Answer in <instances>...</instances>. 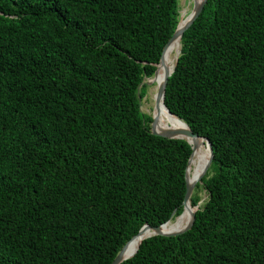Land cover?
I'll return each instance as SVG.
<instances>
[{
	"label": "trees",
	"instance_id": "obj_1",
	"mask_svg": "<svg viewBox=\"0 0 264 264\" xmlns=\"http://www.w3.org/2000/svg\"><path fill=\"white\" fill-rule=\"evenodd\" d=\"M180 16L181 0H0V264H112L183 213L192 145L142 111ZM181 45L165 105L212 143L208 199L122 264H264V0H207Z\"/></svg>",
	"mask_w": 264,
	"mask_h": 264
},
{
	"label": "water",
	"instance_id": "obj_2",
	"mask_svg": "<svg viewBox=\"0 0 264 264\" xmlns=\"http://www.w3.org/2000/svg\"><path fill=\"white\" fill-rule=\"evenodd\" d=\"M193 2H194V5H193L192 12L188 15L187 20L185 21L184 24H182L181 20H180V23L178 25L176 32L174 33L173 37L170 39L169 43L167 44V46L165 47V49L163 51V55H162V58L160 60V63L158 64L155 76L148 82V84L156 82L155 78H156L159 66L163 63L165 51L167 50L169 45L174 40H176L177 38L182 39V36L185 33V31H187L190 28V26L200 16L201 12L203 11V9L206 5L207 0H193ZM179 56L176 59V63L174 65V69L172 70V72H167V74L165 75L162 82L159 83V85H158V93H157L156 106H155L156 108H159L161 103L165 104V95H166L167 83H168L169 77L173 74V72L175 70ZM168 111L172 116L176 117L174 114H172V112L169 109H168ZM176 118H178V117H176ZM179 120L187 126V128H188L187 130H178V129L172 128L170 126L164 127L161 125L159 118L157 116H152V126L151 127H152V132L157 136H162V137H166V138H170V139H185V140H187V142L190 145H192V154H191L190 160L188 162V168H187V173H186L187 192H186V197H185V200L183 203L184 209H185V208L191 206V198L194 194L196 186L202 182L203 178L205 177L208 170L210 169L212 159H213V146H212V143L207 138L200 136L198 133H194L191 130V128L187 125V123H185L181 119H179ZM200 143H203V144L206 143L207 144L208 149H209V153H210L209 160L207 161V163H206L203 171L201 172V174L195 180L190 181L189 169H190L191 159H192V156H193L194 152L196 151V149ZM199 207H200L199 205H197L195 207V208H197V210L195 212H193L192 219H191L190 223L186 227H184L183 229H180L177 231H172V232L162 231V227L168 225L172 220H174L175 213L173 214L172 218L168 222H166L160 226H151L149 224H146L140 230L138 235H136L134 238H132L122 248V250L118 253V255L116 256V258L112 264H122L124 261L133 257L137 253V251L139 250V247L142 244V242L148 238H151L153 236H161V235L162 236H178V235L183 234L184 232L188 231L194 223V220L196 217V212L199 210ZM134 240H140V245L138 246L136 251L130 252L129 251V244L132 243Z\"/></svg>",
	"mask_w": 264,
	"mask_h": 264
},
{
	"label": "bare ground",
	"instance_id": "obj_3",
	"mask_svg": "<svg viewBox=\"0 0 264 264\" xmlns=\"http://www.w3.org/2000/svg\"><path fill=\"white\" fill-rule=\"evenodd\" d=\"M185 13H182L181 23L184 24L187 20V17H184ZM182 50L181 39L177 38L174 40L167 50L165 51L163 63L159 66L155 81L159 85L162 82L167 72H172L174 69V65L176 63L177 57L180 55ZM158 88L150 92L151 97L154 101V105L156 104ZM156 106V105H155ZM151 116H157L162 126H170L172 128L178 130H187V126L181 122L178 118L172 116L168 109L166 108L164 103H161L159 108H154ZM192 140V139H191ZM210 153L205 148V144L200 143L194 152L190 169H189V179L190 181L195 180L203 171L207 161L209 160ZM193 209L192 207H187L184 209L183 213L176 217L175 220H172L168 225L162 227V231L164 232H172L183 229L186 227L191 219H192ZM140 245V240H134L129 244V251L134 252Z\"/></svg>",
	"mask_w": 264,
	"mask_h": 264
},
{
	"label": "rangeland",
	"instance_id": "obj_4",
	"mask_svg": "<svg viewBox=\"0 0 264 264\" xmlns=\"http://www.w3.org/2000/svg\"><path fill=\"white\" fill-rule=\"evenodd\" d=\"M193 5L194 2L193 0H181V16L182 13H185V16H188L192 10H193ZM181 16H180V20H181ZM151 79H148L147 81L149 82ZM158 88V84L156 82L149 84V88H148V93L146 95V97L143 99L142 101V111L144 113H147L151 116V113L153 112L155 105H154V101L151 97L150 92H152L153 90ZM194 194H197L201 200L199 203V206H203V204L207 201L208 199V192L205 188L200 187L199 189H197V186L195 188ZM193 211L196 210L197 208H192ZM176 218H174L175 220Z\"/></svg>",
	"mask_w": 264,
	"mask_h": 264
}]
</instances>
